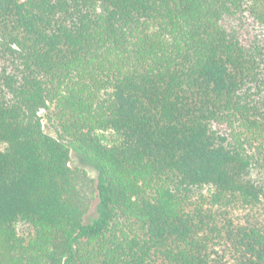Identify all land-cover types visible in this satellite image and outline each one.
<instances>
[{
    "label": "trees",
    "instance_id": "obj_1",
    "mask_svg": "<svg viewBox=\"0 0 264 264\" xmlns=\"http://www.w3.org/2000/svg\"><path fill=\"white\" fill-rule=\"evenodd\" d=\"M0 264H264V0H0Z\"/></svg>",
    "mask_w": 264,
    "mask_h": 264
},
{
    "label": "rangeland",
    "instance_id": "obj_2",
    "mask_svg": "<svg viewBox=\"0 0 264 264\" xmlns=\"http://www.w3.org/2000/svg\"><path fill=\"white\" fill-rule=\"evenodd\" d=\"M41 114H42V116H44L45 110H42ZM43 127H44V130L48 134L59 138V134L57 133V131L54 129V127L49 122H47V120L45 118L43 119ZM66 143L70 147V155H71L70 165H71V167L74 169L77 168V169L86 170L91 177L95 178L97 176V169H96L95 163L93 161H91L86 156V154L83 153L82 151H80L76 146H74L73 144H70L68 142H66ZM91 211H93V208L91 209ZM17 228H18V231L20 232V234H23V235H27L32 231L31 226L25 222L18 223Z\"/></svg>",
    "mask_w": 264,
    "mask_h": 264
}]
</instances>
